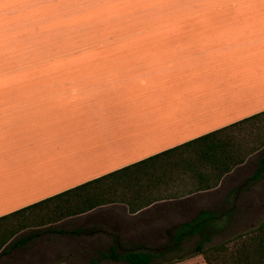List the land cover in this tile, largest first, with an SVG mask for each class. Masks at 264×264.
Instances as JSON below:
<instances>
[{"label":"crops","instance_id":"1","mask_svg":"<svg viewBox=\"0 0 264 264\" xmlns=\"http://www.w3.org/2000/svg\"><path fill=\"white\" fill-rule=\"evenodd\" d=\"M47 34L62 38L30 42ZM262 112L264 0H0V217L94 179L102 200L25 224L0 258L20 248L21 264H126L128 252L205 264L182 254L200 234L179 228L201 212L214 233L241 224L231 173L255 158L244 183L264 177L263 162L251 180ZM253 115L231 131L251 134L249 152L209 188L186 149L146 160Z\"/></svg>","mask_w":264,"mask_h":264},{"label":"trees","instance_id":"2","mask_svg":"<svg viewBox=\"0 0 264 264\" xmlns=\"http://www.w3.org/2000/svg\"><path fill=\"white\" fill-rule=\"evenodd\" d=\"M261 114H264L262 112ZM257 117L253 115L223 128L210 131L196 138H193L179 146L173 147L146 160L154 157L167 155L175 149L188 150L186 161L188 171L203 183L198 187L209 188L216 185L219 177L229 171L233 166L243 161L249 152V140L251 134L240 132L232 133V128L239 130L247 128L246 123ZM143 160L141 162H144ZM264 162V152L259 160L257 171L251 180L258 178V173L262 170ZM122 168L121 170L127 169ZM204 168V169H201ZM98 179L91 180L74 188L63 191L54 196L45 198L23 208L15 210L0 217V255L6 253L11 247L22 245L21 236L14 238L8 244L9 239L14 236L25 224L36 223L40 219L52 218L55 215H69L83 212L99 203L97 193L89 191V185ZM89 184V185H88ZM69 196H73L70 197ZM58 207H56L55 204ZM208 212H201L198 220L192 222L188 227H181L179 231L183 235L199 233L200 240L195 243L194 250L189 255L199 254L205 264H212L209 253L216 260L215 264H264V218L252 229L239 233L223 242L203 248V243L207 240V235L212 228L204 226L208 218ZM175 247L178 244H173ZM150 252H128L122 257L126 264H152L153 258ZM170 261V260H169Z\"/></svg>","mask_w":264,"mask_h":264},{"label":"rangeland","instance_id":"3","mask_svg":"<svg viewBox=\"0 0 264 264\" xmlns=\"http://www.w3.org/2000/svg\"><path fill=\"white\" fill-rule=\"evenodd\" d=\"M111 22H113V20H111ZM89 24H91V22L89 20H86V22H84L83 25H80V26L77 25L73 28V30L80 31V30L89 29L91 28L89 27ZM61 38H62V35H59V34L36 35V36H30V42L34 40L32 42V45L36 44L35 45L36 47H41V45L43 44V42H41L42 40H48V39L53 40L54 39L57 41ZM83 39L84 41L88 40L86 38H83ZM44 55L49 57L50 55L51 56L54 55V52L43 53L42 57ZM255 163H256L255 158L250 159L241 167L234 169V171L231 173L232 174L231 176L233 177V180L231 182L236 186L239 185L240 187H242L239 190L240 192L235 196V201L237 203L236 205L238 208L236 212L238 216L243 217V219L239 221V223L241 224L235 227H222L220 228L219 231H218V228H216L215 233L213 230L207 235L208 236L207 241H205L202 245L203 248L208 247L210 245L217 244L219 242H223L239 233L246 232L252 229L253 227H255L259 223V221L264 218V204L263 205L254 204L253 205L254 210H249L245 208L243 209V207H241L242 205H239L241 204L240 202L245 201L246 199L258 200V198H261L264 201V193L263 194L259 193L260 192L259 187L262 186L264 188V177L258 180L257 182H255L254 184L244 183L245 179L255 170ZM227 186H231V185L228 183ZM249 187L256 188L257 191H254V192L250 191L248 193L243 191L244 188H249ZM230 188L231 187H225L221 189L223 192V194L220 195L221 199H224L225 192L228 191ZM232 197L233 196H231V198ZM217 199H218V196L215 197V200ZM195 242H196L195 240L193 241L191 240L189 243L182 244V254L185 255V254H189L190 252H192L194 250ZM21 253L22 252L20 248L12 250L10 254L4 255L0 258V264H21ZM14 257H16V259H14ZM208 257L210 258V261L212 264L216 263V260H213V256L210 255V253ZM167 261L169 260L168 259H155L152 261V264H163Z\"/></svg>","mask_w":264,"mask_h":264}]
</instances>
